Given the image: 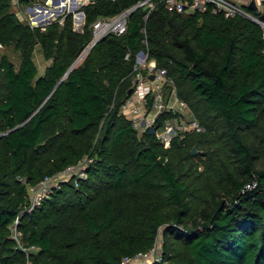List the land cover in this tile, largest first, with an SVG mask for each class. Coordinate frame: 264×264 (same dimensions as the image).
<instances>
[{"label": "trees", "instance_id": "16d2710c", "mask_svg": "<svg viewBox=\"0 0 264 264\" xmlns=\"http://www.w3.org/2000/svg\"><path fill=\"white\" fill-rule=\"evenodd\" d=\"M139 1L93 0L79 30L72 13L33 27L0 0V264H121L157 241L163 259L143 264H264V29L246 15L180 13L157 0L65 76L94 21ZM1 45L20 50V62ZM142 49L205 131L166 146L123 112ZM179 115L166 110L158 124ZM86 157L85 176L61 179L29 209L31 185Z\"/></svg>", "mask_w": 264, "mask_h": 264}, {"label": "built area", "instance_id": "2783aa9c", "mask_svg": "<svg viewBox=\"0 0 264 264\" xmlns=\"http://www.w3.org/2000/svg\"><path fill=\"white\" fill-rule=\"evenodd\" d=\"M91 1L93 0H34L33 4L25 8V12L24 10L21 12L33 27L40 26L43 29L54 21V18L57 20L60 13L63 14L58 18L61 22L65 21L66 15L72 13L75 28L83 30L86 23L84 7ZM17 2V5L22 7L21 0H17ZM162 2L170 10L180 13L212 12L223 13L228 17L246 15L260 23L264 29V20L260 18V13L264 11V0H256L257 12L249 10L242 0H162ZM156 3L157 0H141L135 6L123 9L115 15L99 17L92 25L93 36L85 52L108 34L125 33L129 26L130 15L135 7L147 5L149 7L148 16ZM143 30L146 32L145 28ZM130 56L131 51H128L126 57ZM135 70L133 92L123 104L122 110L133 118L136 128L145 131L154 127L158 138L166 146H170L176 136H185L188 133L206 130V126L194 114L190 105L179 97L176 89L166 93L164 86L168 81L167 68L159 66L157 60L150 56L148 49H142L137 53ZM152 74H155L154 78L151 77ZM151 97L153 98L152 104H150ZM166 110H173L180 115L167 119L163 124H158L159 116ZM91 160L92 158L86 157L78 164L69 165L65 170L54 175H47L38 184L31 185L29 188V209L40 205L45 198L49 197L54 186L58 185L61 179L72 175L85 176L86 164ZM253 185L255 182L249 183L247 186ZM17 221L18 219L12 225V229L14 236L19 239L22 232L18 229ZM31 248L35 249L37 246L33 245ZM162 259V250L157 241L149 250L124 256L121 264H143Z\"/></svg>", "mask_w": 264, "mask_h": 264}, {"label": "rangeland", "instance_id": "374dc122", "mask_svg": "<svg viewBox=\"0 0 264 264\" xmlns=\"http://www.w3.org/2000/svg\"><path fill=\"white\" fill-rule=\"evenodd\" d=\"M41 1H43V0H41ZM13 2H14L15 9L19 13L20 17L22 19L26 20L24 15H23V12H21V11L24 10V12H25V8L28 7L29 5L33 4L34 0H27V1H24V3H22V1H21L22 7H19V5H17V3H18L17 0H13ZM62 15L63 14L60 13V15L57 17V19L60 18V16H62ZM54 20H55V18H54ZM2 49L9 54L11 59L16 64H18L20 62V60H21V52H20V50L16 49L14 46H8V47L7 46H2ZM35 59H36L38 65H39L40 72H43L45 67H46V65L49 63V60H46L44 58V55H43V53L41 51V46L40 45L37 46L36 53H35Z\"/></svg>", "mask_w": 264, "mask_h": 264}, {"label": "water", "instance_id": "95a60500", "mask_svg": "<svg viewBox=\"0 0 264 264\" xmlns=\"http://www.w3.org/2000/svg\"><path fill=\"white\" fill-rule=\"evenodd\" d=\"M248 7L254 9V10H258V5H257V2L256 0H251L248 4H246ZM260 18L262 20H264V13H260ZM85 51L83 52V54L72 64V66L69 68V70L67 71V73L65 74V76L72 70V68L79 62V60L81 59V57L84 55ZM64 76V77H65ZM152 78L155 77V74H152L151 75ZM133 92V88L130 89V94ZM3 135V133H0V136ZM197 151V147L194 146L193 149H192V152L193 153H196Z\"/></svg>", "mask_w": 264, "mask_h": 264}, {"label": "crops", "instance_id": "0c3cea01", "mask_svg": "<svg viewBox=\"0 0 264 264\" xmlns=\"http://www.w3.org/2000/svg\"><path fill=\"white\" fill-rule=\"evenodd\" d=\"M245 4H248L251 0H242Z\"/></svg>", "mask_w": 264, "mask_h": 264}]
</instances>
